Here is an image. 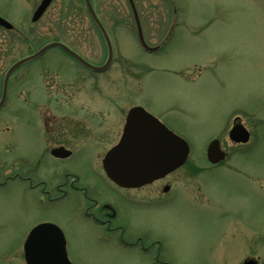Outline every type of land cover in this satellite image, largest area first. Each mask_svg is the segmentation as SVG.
Returning a JSON list of instances; mask_svg holds the SVG:
<instances>
[{
  "label": "rangeland",
  "instance_id": "rangeland-1",
  "mask_svg": "<svg viewBox=\"0 0 264 264\" xmlns=\"http://www.w3.org/2000/svg\"><path fill=\"white\" fill-rule=\"evenodd\" d=\"M91 1L114 55L110 68L94 72L95 78L104 89L123 87L130 94L126 108L130 103L143 107L189 146L186 162L171 177L187 190L181 187L166 206L143 212L138 229L161 240L160 258L169 264H238L248 253L264 264V0H134L145 42L159 46L153 52L138 42L128 0ZM39 2L0 0V13L21 32L0 31L1 69L53 40L97 66L104 63L106 46L83 0H53L31 22ZM62 60L69 57L51 48L29 62L26 72L35 76L45 67L55 70L58 79L59 73H80ZM106 75L115 82L106 86ZM97 100L80 103L96 105ZM23 116L17 117L16 148L7 160L33 157L38 150L24 133ZM232 116L250 131L247 144L236 145L227 137ZM4 137L9 141V133ZM212 139L227 152L218 165L206 158ZM76 167L91 171L94 179L102 170L93 157L78 160ZM71 205H44L19 181L0 184V264H25V234L41 220L63 226L73 264H149L151 257L138 248L74 235L65 215L71 214Z\"/></svg>",
  "mask_w": 264,
  "mask_h": 264
},
{
  "label": "flooded vegetation",
  "instance_id": "flooded-vegetation-1",
  "mask_svg": "<svg viewBox=\"0 0 264 264\" xmlns=\"http://www.w3.org/2000/svg\"><path fill=\"white\" fill-rule=\"evenodd\" d=\"M3 16L0 13V17L4 18ZM87 16L92 22L88 12ZM92 26L95 27L94 24ZM0 31L21 33L15 26L9 29L1 24ZM85 61L97 65L90 60ZM62 62L68 67H76L80 73L72 76L59 73V80L57 73H53L55 70L45 67L35 76L26 72L28 63L17 67L10 76L9 66L12 63L0 68V184L8 181L22 182L27 190L38 195V200L44 205L71 202V214L65 215L67 224H72L74 235L106 243L115 242L126 248H138L144 255L151 257L149 264H169L160 258L163 250L161 240L150 239L143 234L137 227V218L140 216L141 219L143 212L166 206L171 200L170 196L181 187L187 190L171 180L172 175L181 170L184 164L142 185L126 186L112 181L103 162L122 140L127 139L132 146H123L119 157L126 159L135 154V147L131 142L138 140L142 134L136 128L127 129L126 119L129 110L138 105L130 103L126 108L125 97L130 94L120 85L112 90L109 87L102 88L104 85L95 78L94 71L78 60L69 57V60ZM24 67L25 72L19 74L18 71ZM110 76L106 75L104 79L106 86L109 82H115ZM117 80L124 83L122 77ZM67 83L75 88H65ZM96 99L99 104L85 106L80 103L83 100L87 104ZM26 111H29L28 117ZM105 112L107 116L104 115ZM22 113L25 118L24 133L37 143L38 150L33 157L24 155L16 161L7 160L8 154L16 148L13 136L18 130L17 117ZM161 122L171 130L166 123ZM235 124H242L248 130L238 116H232L227 137ZM151 131L152 127L145 126L146 136ZM8 133L9 141L4 137ZM224 152L227 157V152ZM87 157L100 161L102 170L96 174L95 179L91 171L82 173L76 167L78 160ZM44 222L61 229L66 247L63 226L50 220L34 223L26 232L24 240L34 226ZM46 239L48 238L43 240ZM245 263L262 264L260 257L253 253L243 256L238 264Z\"/></svg>",
  "mask_w": 264,
  "mask_h": 264
},
{
  "label": "water",
  "instance_id": "water-1",
  "mask_svg": "<svg viewBox=\"0 0 264 264\" xmlns=\"http://www.w3.org/2000/svg\"><path fill=\"white\" fill-rule=\"evenodd\" d=\"M128 1L133 11L138 39L141 46L149 52L156 51L157 47H149L145 43L133 0ZM51 2L52 0H42L33 14L32 21H37ZM84 4L105 42L107 58L103 65H91L65 44L61 42H51L32 55L15 62L9 68V76L21 64L39 57L45 51L53 47L61 49L93 71L98 72L107 69L113 60V48L110 38L104 26L96 16L90 0H84ZM0 24L9 29L13 27L1 17ZM147 121L150 123L147 124ZM145 126L148 128L152 127L151 133L147 136L144 132ZM132 127L136 128L138 132L141 131L142 134L138 140L131 142L135 147V154L133 157L126 159L119 157L121 148L130 144L126 139L115 146L113 151L109 153L108 157L103 162L107 175L115 183L126 186L142 185L183 165L189 154L187 143L168 130L160 121L146 112L142 107H133L128 112L126 128L130 129ZM229 138L236 143H245L249 140V132L242 125H234L229 132ZM206 157L207 160L213 164L224 159L225 153L220 149L218 140L215 139L209 143L206 150ZM44 238L48 239L43 240ZM64 242L63 233L58 227L50 223L38 224L31 230L24 243V258L26 264H71L67 257Z\"/></svg>",
  "mask_w": 264,
  "mask_h": 264
}]
</instances>
